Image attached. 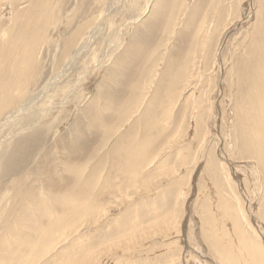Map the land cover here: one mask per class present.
<instances>
[{
  "label": "bare ground",
  "instance_id": "6f19581e",
  "mask_svg": "<svg viewBox=\"0 0 264 264\" xmlns=\"http://www.w3.org/2000/svg\"><path fill=\"white\" fill-rule=\"evenodd\" d=\"M12 1L9 0V2L11 3ZM27 1L29 2L30 5L31 4L32 5L31 6L29 5L30 7L27 6L23 8H17L12 18L10 17L9 19L10 24H8V26L5 29L2 28L0 30V33L2 32L0 34V117H2V120H0V183L3 184L2 186L8 183L7 185L12 186L13 188V194L8 195L7 197L4 196L5 199L7 201H9L10 198L16 200L15 206L12 205L5 206L3 204H0V230H1L0 232H7V229H10L9 227L11 226V224L10 226L9 224H6L5 215L7 213L9 214L11 212H14V210L20 211L19 212L20 214L18 213L19 216H15V215H14L15 217L13 216V219H15L16 223L12 222L14 223L13 229L15 232L12 231L11 232L16 234V237L12 236L14 237V239L9 241L6 240L7 242H5L4 240H0V244L4 243L3 245H6V248H0V264H13L12 259L16 260V264H37L39 261L40 262L42 261L41 259L45 258L50 253H53L54 250L56 251V248L57 247L59 248L62 245V243L68 242L67 239H69V236L71 234H75V231L77 230L76 229L77 226H75L77 224L76 222H79V220L81 221L83 218L84 219L86 218L85 221L92 220L93 222V219L102 216L101 214L103 213L107 214V212H105L106 210L105 207L103 208L102 206H98V205H97L98 207H96L92 204L93 202L92 197L94 194H96L97 192H99L100 194L104 193L101 187L106 188L105 195L112 193V197L115 198V200L118 198L124 199V197H127L128 195L130 198L131 196L130 194H128L129 190H131V192L132 190H136L140 184L144 187L147 186L149 183V179L151 178L155 179L159 176H164V177L170 176L175 173L177 167H174V165H171L169 163V161L167 160L169 158L161 159L160 157L159 160L160 159L161 160L158 163H156V158L158 152H160L159 150L165 147L166 145H168L166 143L172 141L170 139L173 138L174 140L176 138V135L179 136V134H183V136L186 135L185 132H187V128L189 126H188V121L186 124L184 123V121L187 120V119L185 120L187 113L192 112V110H194L193 108L195 106L193 107V105L191 104L192 103L191 98L195 90L192 91V93L186 95L185 98L183 97L184 99L182 101L181 114L179 116L178 122L175 124H174V117H175L174 111L176 109L175 107L179 98L182 96V92H184L183 90L186 89L188 86H190L188 85V81H187L190 75L189 70L196 65L195 60H198V58L201 57L200 54H197L198 52L199 53L201 52L202 56L205 55L203 56L204 58L206 56L212 55L213 49L215 47L214 46L215 42L216 43L218 42L219 36L223 32V28H224L223 26L227 24L225 19L229 17L228 20H231L230 17L235 16V11L238 10L237 9L238 7H236V3H238V1L235 2L236 0H231L232 2L229 1L230 7H226L224 0H216L213 4L214 6L211 8L212 12L210 19L209 18L206 19L205 17L202 16L200 20L199 16H196L197 14L195 13H198L199 10V13L203 14L204 12L202 13V11H204L206 7L209 6L207 5L204 8V6L208 4V0L205 1L202 0L203 1L201 3L202 6L200 4L193 5L194 10L192 11V14L187 15L185 19L183 18L184 16L182 17V15L185 14L183 12L187 0H73L71 1V3L69 2L70 5L68 7H67V3L65 2V4L61 9L60 15L58 16L59 22L56 23L54 27L51 28L56 18V15H53L52 12L58 6L59 0H27ZM110 2H113V4L111 5ZM2 5L3 4H0V7ZM118 10L123 14V21H122L124 22L123 25L120 24L121 23L120 21L117 22V19H115V15ZM221 14H225L227 16L221 17ZM183 21L184 24H186L187 27H189V29L193 28L192 34L194 35L195 38L199 36L198 39H195L192 42V44H197L196 46L199 48L194 55V52L192 53V48H191L192 46H191L188 49V51H186L187 56L183 58L182 62L180 61L181 63H177L176 65H174L173 63L171 65L169 62L170 59L171 60L175 59L173 55L167 58L166 61L169 60L168 61L169 69L166 70V74H168V77L163 82V88H162V90L165 92V96L160 97L161 96L160 93H159L160 96L157 93L152 96L154 92L153 93L150 92L151 98L149 97V99H147V96L149 95V91L153 88L154 85L156 86L155 78L157 79L158 77L159 79V76L157 74L158 63H156L158 58L156 59L151 57L152 60L150 59V56H152L155 52H157L158 49H151L150 50L151 53L148 55L147 48L140 49L141 48L139 46L140 43H138L137 41H132L133 40L132 39L130 40L132 42L128 41L127 43H125L124 38L127 35L124 36V33L129 32V30L131 29L132 31L131 35L134 33L136 34L138 33V27H141L143 25V27L147 30V27H149L150 24L151 27H155L156 30L161 31V33L164 35L173 34L172 32V30L174 29L173 26ZM213 21H215V24L209 29L210 24ZM46 27L52 29V31L48 33ZM62 29L65 30V33L63 34L64 36L61 37L55 35L57 34L55 33L56 31ZM1 35L3 36V38L1 37ZM58 37L60 41L56 40ZM245 40H247L245 45L247 50H245L244 57L241 60L239 59L240 60L239 64L241 65L239 66L238 64L239 66L238 69L233 68V71L235 70L237 71L236 72L237 73L236 78L238 79L237 84H239L238 87L241 88V90L239 91L240 93L238 97L239 100H237L236 106L240 109L237 110L239 112L238 116L249 118V122L253 124V129H252L253 133L252 134H250V132L245 133L244 132L245 129L243 130V127L245 126V121H241V123L239 124L240 129L242 130L240 134L241 137L240 140L243 139V144H244L243 147L246 149V151H248L247 153L250 156L256 157L257 165L258 166L260 165V167L263 166L264 168V3L259 6L256 13V21L252 25V30L251 32L248 31L245 34V36L242 39V43H244ZM161 45L163 44H159V46ZM43 47L45 48L46 52L47 51L49 52L50 51L49 49H53L52 50L53 57L50 56L52 57L51 59L52 62L51 63L49 62L50 64H48V66L43 62L44 56L41 58L39 57V52ZM122 47L125 48L123 49ZM209 47L211 49H209ZM133 52L136 53V54L134 53L135 56L138 53L140 59L142 58L141 61L144 60L143 64H145L144 67H146L145 68L146 70L143 69L141 71L142 72L145 71L143 72L145 73V75L144 78L140 79L139 81L133 82L131 89L132 92L129 95V99L126 100L122 106L115 109L113 108V104L115 103L114 97H112V95H108L109 87H107V91L106 90L104 91V87L106 84H108L109 81L111 82V78L114 76L116 72L118 73V72H122V70L124 71V69L126 68L125 67L126 61L129 60L130 62L131 60L128 56ZM167 52L168 50L165 53ZM208 52L210 55L208 54ZM178 54L180 55V51ZM88 55L90 56V59L86 60L84 63H82V65L84 67L91 65L93 57H96L97 59L95 63L96 67L95 68L93 67V69L100 68L101 70L102 68L103 74L101 78L102 79L101 83H98V87L96 91V96L98 97L96 98L94 96L89 101L84 103L86 106L85 109L80 108V111L82 112L81 114L83 115L81 121L83 125L85 124V129L88 130L89 127H96V128L98 127L102 129L101 131L103 132V135H105L104 138L110 139L114 134H116L119 131V129H121L124 126L125 123L129 122V120H131L132 116L135 114L137 115V118H142L144 125L142 124L143 125L142 128L141 125L140 126L138 125V123L140 122L133 121L137 126L132 125L130 129H132V127H135L136 130L134 133L126 134V132H124L122 135L118 134L117 136L118 138H116L115 140L116 143L115 145H113L114 155L116 156L114 159L116 161V165H114L115 170L114 169L113 170L117 171V174L114 175V179H112L113 183L112 182L109 183L110 178L103 177L102 176L103 173H101L100 169H98L97 167L88 170V167L86 166L87 164L85 163L81 166L80 165L73 166L70 164L65 166L64 171H68L69 174H71V179L67 183L66 180L69 179L67 178L64 181L65 183H63L62 181V185H60V183L57 184L56 179L53 180L54 175L53 173H51L52 169L51 168L47 169V165L45 167V163L47 164L48 161L50 162V160L48 159L47 152L56 149L60 141L61 140L64 141L66 139L64 138V136L62 139V136L60 134L61 130L58 128L60 126L59 123H56L55 125L50 123L51 125H48L45 124L44 122H46V120L49 119L48 116L51 114L52 116H54L52 119L53 122L58 120L55 114L58 115L60 112H62L61 108L64 106L65 103H67L68 97L72 96L76 90L80 91L81 94H85V89L83 88V86L85 87V83L87 81V78L89 77L88 75H90V73L94 70L86 69L84 70V72L78 73L77 72L78 68H76V65L78 64L79 61L84 60V57ZM163 55L165 56V54ZM175 57L177 58V55ZM168 62H166V64ZM69 73L74 75L68 77L66 74ZM234 75L235 73L233 74V76ZM118 77H120V75H118ZM200 77L202 78V82L203 80L205 81L208 79L209 81L212 80L210 75L209 76L201 75ZM112 80L114 81L113 78ZM234 85L235 84H233V87L236 86ZM38 88L41 89L40 93L35 96V90ZM235 88L238 90L237 87ZM201 92L199 94H201ZM46 95H49L46 98L47 105L42 106L41 108L38 105L32 106L34 103L39 102L42 98H45ZM196 95L195 97L198 98ZM201 95L203 96V94ZM114 96H117V94H115ZM74 99L78 100V98H74ZM118 100H120V98ZM204 101H205V97L203 99L202 97H200V99L198 100L199 104H197L199 105L197 107L198 108L200 107L201 109L200 112L201 122H204V114L206 113L205 110L206 105L203 104ZM90 106L95 107L94 113H90V109H89ZM106 109L112 110L114 113L118 114L117 117L118 122L116 121L117 123L113 125H107L106 122H103L105 121L104 120L105 117H102L101 114L104 111H106ZM198 111L196 112L198 113ZM231 116L233 115L231 114ZM101 117H102V121H101L102 124H97V122L100 121ZM228 118L229 116L227 115V119ZM228 121L230 124L231 123L235 124V122H232L231 120ZM236 122L239 123L238 121ZM140 127L141 130H143L142 132L141 130L139 131ZM226 129L228 128L226 127ZM71 130L73 131L71 132L76 135V136L74 135L75 137H73L74 138L73 143L72 144L63 143L64 144L63 146H59L60 148L65 149L64 153L67 154L68 159H66L67 158L66 156L64 159L68 161L72 157L74 158V156L75 157L80 156L81 154L79 155V152L82 153L84 145L86 146V144L88 143V140H86L87 138L85 139L83 137L84 135L83 136L81 135V131L78 128L77 130L71 128ZM165 132L168 133L167 137L165 136L166 137L165 141H163L161 146L155 148L154 145L156 144L154 143V141L157 138H160L162 133L166 134ZM187 135L190 138L193 137V136L191 137L189 134ZM187 135L180 142L182 141L187 142L188 140L186 138ZM82 139H84V142L82 141L84 145L81 143ZM50 140H52L51 141L52 143H49ZM158 142H160V140ZM229 144L231 145V142ZM237 146L238 144L236 145V149ZM178 149H179L178 151L175 149L177 151V155L182 154L183 149L180 150V146L178 147ZM180 151H182V153ZM185 152L186 154H188L187 153L188 151ZM235 153L236 152L234 151L233 154ZM189 156L190 154L186 156L187 159ZM210 157L212 159V156ZM69 162H73V161H69ZM152 165L153 167L150 171V167ZM208 165L210 166V164ZM185 166H187V164ZM177 176H179V174ZM172 177L171 179H173ZM262 177H263L262 180H264L263 175ZM167 178L165 180H167ZM180 178L183 177L181 176ZM184 179L186 180L187 178H183V180ZM173 181L174 180H172V183ZM35 182H39L37 186L41 184L43 187L41 186L35 187ZM169 182H171V180ZM228 182L230 183L231 181H227V183ZM107 184L110 185L105 186ZM159 184L161 186L160 182ZM226 190L221 189V192L219 193L220 197H218V195L216 194L218 198L216 208L219 209L218 211H220L219 214L222 217L221 218L222 221L219 219L220 221L217 222L219 217L216 218L217 217L216 214L214 215L211 213L209 198H205V197H204L205 198L204 203L203 204L200 203V205L202 204L201 206L202 217L200 218V215L199 217L197 215L198 219L199 218L203 219V221L201 222L203 227L201 226L202 227L201 229L203 231L202 233L203 236H205L204 238L208 239L212 247H214V252H213L214 256L211 254L213 256L212 262L216 261V264H264V244L256 233L254 232L252 233L251 232L252 230L250 231L248 219L246 217L242 205L240 204L241 202L238 199L239 194L237 192L236 193L238 195L235 194L234 193L235 191L232 188L229 189L231 190V192ZM143 199L145 200L146 198ZM54 202L59 205L61 209L60 212L58 211L59 210L58 208H55L54 205L52 206ZM147 203L148 202L144 203L143 206H145V204ZM171 203L173 202H170V204ZM134 205L130 204L131 207H133ZM131 209L132 208H130V210ZM140 211L141 212L133 211L131 213L130 217H128L127 219V222L130 224H128L127 222H122L123 221L122 219H120L122 220L120 223L115 222L114 226L116 228V231H110L112 232V233L109 232L110 236L107 235L104 237V238H108V237H112V238L103 240L101 244L102 246L99 251H106L108 249L111 250L112 247H116V245L122 243V241L123 243H127L130 242L132 239H134V237L139 233V230L143 229L142 228L143 226L141 224L142 223L141 219H144L145 217H143L142 214L147 216L146 221L148 222V224L146 223L147 225L146 224L145 225L146 228H150V229L153 227L159 228L161 226H164V228L165 227L169 228L170 226L168 225L166 226L167 222L172 220V218H175L176 215L174 213L176 211L173 212V210H169L167 212L164 211L165 213H163L162 208L160 206L159 207L156 206L153 209L147 208V210L144 211L140 210ZM120 213L123 214V212ZM25 216H28L29 218L28 217L27 218L30 221L26 222L25 220L24 222ZM42 216L48 218L47 221L48 223L45 225H43L40 222V218ZM224 218L230 219L231 228L222 225ZM45 219L43 220L46 221ZM176 220L174 219L173 221ZM225 222L226 221L224 220V223ZM172 223L171 221L169 222L170 225ZM26 227L28 229L30 228L31 232H33V237L29 241L22 240V236H21V234L24 233ZM69 228L70 230H67ZM64 229L66 232L64 231ZM201 229L199 230V233ZM151 230L153 232V229ZM161 231H164V229H162ZM96 232L95 233L97 235L98 231ZM146 232L148 233V231H145L144 233ZM159 232L158 235L159 234L161 235V232L160 233ZM168 232H166V234H168ZM144 233H142V236ZM154 234L155 231L153 232V235ZM3 235H5V233ZM146 236L147 235H145V237ZM171 236L172 235H170V238ZM193 236L194 235H192V237ZM77 238H79L82 244L87 243L83 238H81V234L77 236ZM139 238L140 237H138V239ZM143 240L145 242V239ZM73 245L74 243L72 244V246ZM123 245L122 247H124ZM21 246H24V248L27 250L22 251L23 248H21ZM118 246L121 248L120 244ZM62 247L65 248L64 245ZM62 247L60 250H62ZM126 248L128 247L126 246ZM135 248L137 247L135 246ZM3 249L5 251L4 253H2ZM211 249L208 250V252L211 251ZM176 250L177 252L179 251L177 248ZM18 251H20L19 255L10 256V258L8 259L10 260V262H6L4 260V256L6 254L12 255L13 253ZM99 251L98 249L93 250L92 248L89 247L86 250L83 249V252L81 254L76 253L73 255V258L70 257L71 259L67 261H62L60 264H90L91 262H93L91 260H93L94 257L98 255ZM159 252L160 251H158V253ZM179 255H180L179 253L171 252L165 261L160 263L155 262V263H147V264H178ZM99 257L97 259H99ZM63 258L64 255L62 259ZM103 259L100 260L103 261Z\"/></svg>",
  "mask_w": 264,
  "mask_h": 264
},
{
  "label": "rangeland",
  "instance_id": "374dc122",
  "mask_svg": "<svg viewBox=\"0 0 264 264\" xmlns=\"http://www.w3.org/2000/svg\"><path fill=\"white\" fill-rule=\"evenodd\" d=\"M10 1H12V0H10ZM71 1H73V0H59L58 6L52 12L53 15H56V18H55V21H54L53 25L51 26V28L54 27V25L59 22L58 16L60 15L61 9H62L63 5L65 4V2L67 3V7H68L70 5ZM203 1H205V0H203ZM203 1L200 0V3H199V0H187L185 3V5L187 7L185 6L184 12H183L185 14L182 15V17L184 16L183 18L185 19L187 15H191L192 11L194 10L193 5H195V4L199 5L200 4L202 6L201 3ZM215 1L216 0H208V4H206L204 6V8L207 5H209V6H207L206 9L204 11H202V13L203 12L204 13L200 14L199 10H198V13H195V14H197L196 16H199L200 20H201L202 16L205 17L206 19H208V18L210 19L211 12H212L211 8L214 6L213 4ZM229 1L232 2L231 0H224L226 7H230ZM237 1H238V3H236V7H238L237 8L238 10L235 11L236 17L235 16L230 17L231 20H228L229 17H227V19H225L227 24H225L223 26L224 27L223 32L219 36L218 42L217 43L215 42V45H214L215 47L213 49L212 55H210L208 52V54L210 56H206L204 58L203 56H205V55L202 56L201 52L197 53V54H200L201 57H199L198 60H195L196 65L189 70L190 71L189 74L192 75V76L189 75V78L187 80L188 85H190V86L187 85L188 87L183 90L184 92H182V96L179 98V100L176 104V107H175L176 109L174 111V115H175L174 124L178 122L179 116L181 114V107H182L183 99L185 98L186 95L192 93V91L195 90V92H193V95L191 98V102H192L191 104L193 105V107L195 106L193 108L194 110H192V112L187 113L188 116L186 115V118H185V120L186 119L187 120L184 121L185 124L188 121V126H189L187 128L188 133L185 132L186 135L189 134L191 137L192 136L193 137L190 138L187 135V137H186L188 139L187 142L186 141L180 142L186 135H184V136H183V134H179V136L176 135V138H175L176 142H175V139L174 140H173V138L170 139L174 142L169 141L168 143H166L168 145L161 148L159 150L160 152H158V154H157L156 163H158L161 159L169 158V159H167L169 161V163L171 165H174V167H177V170L175 171L176 174L174 173L173 174L174 176L170 175L171 177L173 176L172 177L173 179H171L170 176H165V177L159 176L155 179L151 178V179H149L148 185L146 184L147 185V186H145L146 188L140 184L136 190H132V192H131V190H129L128 194H130V196H131L130 198L128 195L127 197H124V199H120V198L116 199L117 201L115 200V198L112 197V193L106 194L107 195L106 196L105 195L106 188L101 187L102 190L104 191V193L100 194L99 192H97L96 194H94L92 197V201H93L92 204L96 207H98V206H102L103 208L105 207V209L107 210V211L105 210V212H107V214L106 213H103L104 215L101 214L102 216L96 217L95 219H93V222H92V220H89L90 222L85 221L86 218L85 219L83 218L81 221L79 220V222H76L77 224L75 223L76 224L75 226H77V228H76L77 230L79 229L78 230L79 233L77 232V230L76 231L74 230L75 234H71L69 236V239H67L68 242H65L66 244L62 243V245L59 248L58 247L56 248V251L54 250L53 253H50L45 258L41 259L42 261L41 262L39 261L37 264H39V263L40 264H50V263L51 264H60L62 261H67V260L71 259L70 257L73 258V255L76 253L81 254L83 252V249L86 250L89 247L92 248L93 250L98 249V251H99L101 246H102L101 245L102 241L105 239L112 238V237H108V238H104V237L107 235L110 236V234H109L110 231H116V228L114 226L115 222L120 223L122 220H123L122 222H127L128 217H130V215L133 211L141 212L140 210L144 211V210H147V208L153 209L156 206L157 207L160 206L162 208L163 213H165L169 210H173V212L176 211V212H174L176 214L175 218H172V220H170L171 223L173 222L172 223L173 225L172 224L170 225L169 224L170 221H168L166 226L167 225L170 226L169 228L168 227L164 228V226H161L159 228L153 227V228H151V229H153V232L155 231V234L153 235L152 230L150 228H146V225L148 224V222L146 221L147 216L142 214V216L145 217L144 219H141V222H142L141 224L143 226L142 227L143 229L139 230V233L136 235L137 237L136 236L134 237V239L136 241L134 239H132L130 242H127V243H123V241H122V243H119L121 248L118 246L119 245L118 244V245H116V247H112L111 250L108 249L106 251H99V253L97 255L98 257L100 256L99 259H97L98 257L95 256L94 259L91 260L95 263H93V262H91V263L92 264H96V263L97 264H141V263L147 264V263H155V262L160 263V262L165 261L171 252H174V253L180 254L179 259H178L179 260L178 264H208V263L216 264V261L212 262V260H213L212 257L214 256L213 255L214 254L213 253L214 247H212L210 241L208 239L204 238L205 236H203V234H202L203 231L201 228L203 226H202L201 222L203 221V219H200L202 217L201 206L204 203L205 198H209L211 213L214 215L216 214V216H217L216 218L219 217L217 222H219L220 220L222 221V219H221L222 217L219 214L220 211H218L219 209L216 208V205L218 202L217 195H218V197H220L219 193L221 192V189L226 190L227 188L228 189L226 191L231 192V190H229V189L232 188V189H234L235 194H237V193L239 194V195L237 194L239 197L238 199L241 202L240 204L242 205L244 212L246 214V217L248 219L250 231L252 230L251 231L252 233L253 232L256 233L260 237V239L262 240V242L264 244V206H263L264 205V199H263V196H264L263 195L264 180H262L263 179L262 175L264 176V173H263L264 168H263V166L260 167V165L259 166L257 165L256 157L250 156L247 153L248 151H246V149L243 147L244 146L243 139L240 140V138H241L240 134H241L242 130L240 129L239 124L241 123V121H245V126L243 127V130L245 129L244 130L245 133H249V132H250V134L253 133L252 132L253 124L249 122V118L238 116L239 112L237 110H240V109L236 106V104H237V100H239L238 97L240 95L239 91L241 90V88H239L238 87L239 84H237V80H238L236 78V76H237L236 72L237 71L236 70L233 71V68L238 69L239 66L241 65V64H239V61L244 57L245 50H247L245 47L247 40H245V42L242 43V39L248 31L251 32L252 25L256 21L257 10H258L259 6L264 3V0H236L235 2H237ZM0 4L4 5V6L2 5L0 7V30L2 28L5 29L8 26V24H10L9 19H10V17L12 18L13 14L17 10V8H23V7H27L30 5L27 0H24V1L23 0H13L12 3L9 2V0H0ZM110 4L112 5L113 2H110ZM8 11H9V13H8ZM198 14H200V15H198ZM225 16H227V15L221 14V17H225ZM115 19H117V22L120 21L121 22L120 24H122V25L124 24V22H122L123 21V14L119 10L117 11V13L115 15ZM196 19H197V17H196ZM212 23L210 24L209 29L215 24V21H213ZM120 24H118V25H120ZM122 25H120V26H122ZM173 27H174V29L172 30L173 34H166V35L162 34L161 31L156 30L155 27H151L150 24H149V27H147V30L143 27V25L141 27H138V33H136V34L134 33L131 35V32H132L131 29L129 30V32L124 33V36L127 35L124 38L125 43H127L128 41L129 42L137 41L138 43H140V45H139L141 47L140 49H146L147 48V54L148 55L151 53V51H150L151 49H158L157 52H155L153 55L151 54L152 56H150V59H151V57L156 58V59L158 58L156 63H158V67H157L158 73L157 74L159 76V79H158V77H157V79L155 78L156 86L158 88L154 85L152 89L155 91H153L151 89L149 91L150 96L148 95L147 99H149V97L151 98V93H153V92L154 93L152 94V96L155 95L156 93L158 95L160 93V95H161V96L159 95L160 97L165 96V92L162 90V88H163V82L168 77V74H166V70L169 69V62L171 65H172V63L174 65H176L177 63H181L183 61V58L185 56H187L186 51H188V49L191 46H192L191 47L192 53L194 52V55L199 48L196 46L197 44H192V42L195 39L199 38V36L195 38L194 35L192 34L193 28L189 29V27H187V25L184 24V21L180 22L179 24H177ZM148 29H150V30H148ZM46 30H48V33H50V31H52V29L47 28V27H46ZM55 33H57L55 35L62 37V36H64L63 34L65 33V30L62 29V30L56 31ZM126 33H128V34H126ZM1 37L3 38L2 35H1ZM129 37H130V39H129ZM47 39H48V37H47ZM56 40H59V37ZM56 40H55V42H56ZM130 40H132V41H130ZM159 44H163V45L159 46ZM209 49H211V48L209 47ZM49 50L51 52L50 51L46 52L45 48L43 47L39 52V57L41 58L44 56L43 62L45 64H47V66H48V64H50L52 62L51 59L53 57L52 56V54H53L52 50L53 49H49ZM167 50H168V52L165 53ZM179 51H180V55L178 54ZM134 53L135 52H133L132 54H130L128 56L131 60H130V62H129V60H127L128 63L126 61L125 67L127 69L123 68L124 69V71L122 70L123 73L122 72H118V73L114 72L115 74L112 73V74H114V76L112 77L114 79V81L111 78V82L109 81L108 84L105 85L106 88L104 87V91L105 90L107 91V87H109V90H108L109 94L108 95H112V97H114L115 103L113 104V108H115V109L122 106L124 104V102L129 99V95L132 92L131 89H132L133 82H137L140 79L144 78L145 73H143V72H145V71H143V72L141 71V70L146 68V67H144L145 64H143L144 60L141 61L142 58L140 59V57L138 56V53L136 56H135L136 53L135 54ZM163 54H165V56ZM172 55L174 56L175 59H173V60L170 59V61L169 60L166 61V59ZM176 55H177V58L175 57ZM50 56H52V57H50ZM89 59H90L89 55L85 56L84 60L79 61L78 64L76 65V68H78L77 69L78 73L84 72V70H86V69L94 70L90 73V75H88L89 77L87 78V81L85 83V87L83 86V88L85 89V94H81L80 91L76 90L72 96L68 97L67 103H65L64 106L61 108L62 112L59 113L60 115L55 114V116L58 118V120L53 122L52 119L54 116H52V114H51L48 116L49 119L46 120V122H44L45 124H48V125H51L50 123H52L54 125L56 123H59L60 126L58 128L61 130L60 134L62 136V139H63V136L66 139L64 141L61 140L56 149H54L53 151L50 150L51 153H50V151L47 152L48 159L50 160V162L48 161L47 164L45 163V167L47 165V169H50V168L52 169L51 173H53V175H54L53 180L56 179L57 184L60 183V185H62V181H63V183H65L64 181L67 178H69L66 180L67 183L71 179V174H69L68 171H64L65 166H67L69 164L73 165V166L74 165H80L81 166L85 163L87 164L86 166L88 167V170H91V169L97 167L98 169H100L101 173H103L102 176L110 178L109 183H111V182L113 183L112 179H114V175L117 174V171H114L115 170L114 165H116V161L114 159L116 156L114 155L113 145H115V143H116L115 140H116V138H118L117 137L118 134L122 135L124 132H126V134L134 133L136 128L132 127L133 130L130 128L132 125H136L134 123L136 121L140 122V123H138L139 126L141 125V127H142L144 125L142 118H137V115L135 114L136 117H135V115H133L135 118L132 116V119L129 120V122L125 123L121 129H119L120 132L118 131L110 139H105L104 138L105 135H103V132L101 131L102 129H100L98 127L97 128L96 127H89L88 130L85 129V124L83 125L82 121H81L83 118L82 117L83 115L81 114L82 112L80 111V108L85 109L86 106L84 103L89 101L94 96L96 98L98 97V96H96V91H97L98 83H101V80H102L101 78H102V74H103L102 68H101V70H100V68L99 69H93V67L94 68L96 67V64H95L97 61L96 57H93L91 65H89L87 67H84L82 65V63H84L86 60H89ZM137 60H138V62H137ZM166 62H168V63L166 64ZM161 63H164V64H161ZM201 63H202V65H201ZM130 64H132V65H130ZM238 64H239V66H238ZM161 65H163L164 67ZM141 67H143V68H141ZM138 71H140V72H138ZM234 73H235V75L233 76ZM66 75L68 77H71L74 74L69 73ZM118 75H120L121 78L118 77ZM201 75H207V76L210 75L212 80L209 81V79H208L206 81L203 80V82H202V78L200 77ZM232 77H234V78H232ZM162 78H164V79H162ZM194 78H196V79H194ZM230 78H232V79H230ZM129 80H130V83H129ZM115 81H116V83H115ZM198 81H200V82H198ZM157 82H158V84H157ZM233 82H236V83H233ZM113 84H114V86H113ZM233 84L236 85V86L235 85L234 86L237 87L238 90L235 87H233ZM200 86H202V87H200ZM193 87H194V89H193ZM40 90L41 89H39V88L35 90V96L40 93ZM201 91H203V92H201ZM200 92H201V94H203V96L201 94H199ZM196 93H197V95H196ZM113 94L114 95L117 94V96H114ZM234 94H236L237 96ZM195 95L198 98H196ZM48 96L49 95H46L45 98H42L39 102L34 103L32 106L38 105L41 108L42 106L47 105L46 98ZM200 97H202V99L205 97V101L203 103L206 105V107H205L206 113L204 114V122H201V119H200L201 109H200V107L199 108L197 107V106H199L197 104H199L198 100L200 99ZM74 98H78V100H75ZM119 98H120V100H118ZM195 98H196V100H195ZM196 102H198V103H196ZM231 102L233 103V105ZM178 108H180V109H178ZM234 108H235V110H234ZM89 109H90V113L95 112L94 106H90ZM208 109H210V110H208ZM195 110L196 111L199 110L198 113ZM106 111H104L101 114L102 117H105L104 118L105 121H103V122H106L107 125H113V124L117 123L118 122L117 121L118 114L114 113L112 110H109V109H106ZM229 111H231L232 113ZM234 111H236V112H234ZM233 112H234V114H233ZM231 114L234 117L231 116ZM227 115L229 116L228 119H227ZM102 117H101L100 121L97 122V124H102V122H101ZM235 118H236V120H235ZM196 119H199V120H196ZM0 120H2V117H0ZM195 120H196V122H195ZM228 120L235 122V124L234 123L230 124ZM236 121H238L239 123H237ZM227 122H228V124H227ZM227 125H230V126H227ZM199 126H200V128H202V126H203V128L200 129ZM141 127L139 128V131L141 130ZM195 127L197 128V130ZM226 127L228 129H226ZM231 127H232V129H231ZM71 128L76 129V130L78 128L81 131V135L82 136L84 135L83 137L85 139L87 138L86 140H88V143L86 144V146L83 144L84 139L81 140V143L84 145L82 153L79 152V155L80 154L81 155L76 156L78 159L75 156H74V158L73 157L71 159L69 158L70 159L69 161H73V162H69L68 160H66V159H68V157H67V154L64 153L65 149H62L59 147V146H63L64 145L63 143H71V144L73 143V139H74L73 137H75L76 135L74 133H72L73 131L71 130ZM229 130H230V132H229ZM142 131L143 130H141V132ZM238 131H239V133H238ZM70 132L72 135L70 134ZM165 133L166 134H164V133L161 134V136H162V137L160 136L161 139L157 138L158 140L156 139L154 141V143L156 144V145H154L155 148L161 146L163 141H165L167 134H168L167 132H165ZM90 134L92 137L90 136ZM78 135H80V134H78ZM67 136H68V138H67ZM226 139H227V142H226ZM159 140H160V142H158ZM51 141L52 140H50L49 143H52ZM177 141H178V143H177ZM156 142H158V143H156ZM230 142H231V145L229 144ZM237 144H238V146L236 149ZM179 146H180V150L183 149L182 150L183 153H182V151H180L182 154H178L180 157L177 155V151L179 150L178 149ZM167 150H169V151H167ZM171 150H173V151H171ZM185 151H188L187 153L190 154L188 159L186 157V156H188V154H186ZM234 151L236 152L235 154H233ZM59 155H60V157H59ZM61 156H62V158H61ZM65 156L67 157L66 159H64ZM210 156H212V159ZM160 157H161V159L159 160ZM179 158H181V159H179ZM187 160H188V162H187ZM101 164H103V165H101ZM186 164H187V166H185ZM208 164H210V166ZM178 166H180V167H178ZM152 167H153V165L150 167V171H151ZM259 167H260V169H259ZM179 168H180V170H179ZM224 168H225V170H224ZM185 173H187V174H185ZM178 174H179V176H177ZM180 174L183 178H187V179L183 180V178H180L181 177ZM185 175H187L188 177ZM143 176H146V175H143ZM57 178H58V181H57ZM166 178L168 181L165 180ZM210 178H212L214 181ZM176 179H177V181H176ZM170 180H171V182H169ZM172 180H174L173 181L174 184L172 183ZM207 180L211 181V182H208ZM227 181H231V182L227 183ZM159 182L161 183V186H160ZM182 182L183 183L185 182V183L183 184ZM38 183L39 182H35V187H40V186L43 187L41 184H39V186H37ZM7 184L8 183H6V184H4V186H2L3 184L0 183V201H1L0 204H3L5 206H7V205L8 206L9 205L15 206V203H16L15 199L10 198L9 201H7L5 199V197H7L8 195L13 194L12 186L7 185ZM109 185L110 184H107L105 186H109ZM155 185L156 186L158 185V186L156 187ZM140 186H142V187H140ZM181 189H182V191H181ZM175 190H177V191H175ZM135 191H137V192H135ZM163 191H164V193H163ZM179 193H180V195H179ZM150 196H152V197H150ZM198 196L200 197V199ZM143 198H146L147 200L146 199L144 200ZM180 198H181V200H180ZM121 200L124 202H122ZM126 200H129V201H126ZM139 201H141V202H139ZM129 202H130V204H132V205L135 204V205L133 207H131ZM146 202H148V203L145 204V206H143L144 203H146ZM170 202H173V203L170 204ZM200 203H202V204L200 205ZM139 204H140V206H139ZM53 205L55 208L59 209L58 210L59 212L61 211L58 204H56L54 202L52 204V206ZM127 207L128 208L130 207L132 209L130 210V208L128 209ZM174 207H176V208H174ZM19 212L20 211H18V210H16V211L14 210V212H11L9 214L7 213L5 215L6 216V224H9V226L11 224V226L9 227L10 229H7V232H0V240H4L5 242H7L9 240L14 239V237H16V234L12 233V232H15L13 229L14 223H12V222H15V219H13V216L14 215L19 216V214H20ZM120 212H123V214ZM127 212L130 214H128ZM110 214H112V215H110ZM197 215H198V217L200 215L199 219L201 221L198 219ZM218 215H220V216H218ZM119 216H121V217H119ZM27 217L28 216H25L24 222H25V220H26V222L30 221L28 219L29 217L28 218ZM42 217L40 218V222L43 225L47 224L48 218H46V217L42 218ZM97 218H98V220H97ZM108 218L111 220H109ZM43 219H45L46 221H44ZM120 219H122V220H120ZM174 219L175 220L177 219V220L173 221ZM107 220H109V221H107ZM224 220L226 221L225 223H224ZM96 221H99V222H96ZM200 223H201V225H200ZM128 224H130V223H128ZM85 225H86V227H85ZM222 225L223 226L225 225L226 227L231 228L230 219L224 218ZM79 226H81V227H79ZM189 227H190V230H189ZM162 229H164V231H161ZM200 229H201V231L199 233ZM67 230H70V228ZM143 230H144V232L148 231V233L147 232L144 233ZM64 231H65V229H64ZM80 231H82V232H80ZM96 231H98L97 235H96V233H97ZM159 231L161 232V235L160 234L158 235ZM165 231L168 232V234H166ZM175 231H176V233H175ZM189 231L191 234L189 233ZM107 232H108V234H107ZM162 232L165 234H163ZM4 233H5V235H3ZM19 233H20V231H19ZM76 233H78L79 235L81 234V238H83L87 243L82 244L80 242L79 238H77V236H79V235ZM110 233H112V232H110ZM142 233H144L147 236L145 237L144 234L142 236ZM150 235H152L153 237ZM170 235H172L171 238H170ZM192 235H194L193 236L194 238L192 237ZM12 236H14V237H12ZM21 236H22V240L29 241L33 237V232H31L30 228L28 229L26 227L24 233H22ZM113 237H115V236H113ZM138 237H140V238L138 239ZM172 237H174L175 239ZM143 239H145V242ZM137 240H138V242H137ZM146 240H147V242H146ZM75 241H76V243H75ZM73 243H74V245L72 246ZM3 244L4 243L0 244V248H6V245H3ZM63 245L65 246V248L62 247ZM122 245L124 247H122ZM195 245L198 247H196ZM126 246L128 248H126ZM135 246L137 248H135ZM61 247H62V250H60ZM21 248H23L22 251L27 250L24 248V246H21ZM124 248H125V250H124ZM176 248L179 250L178 252H177ZM211 248H213V249H211ZM210 249H211V251L208 252V250H210ZM158 251H160V252L158 253ZM4 252L5 251L3 249L2 253H4ZM19 252L20 251L15 252L12 255L6 254L4 256V260L6 262H10V260H8L10 258V256L19 255L20 254ZM112 253H114V254H112ZM116 253H118V254H116ZM119 254H121V255H119ZM63 255H64V258L62 259ZM128 257H129V259H128ZM100 259L101 260L103 259V261H101ZM106 260H107V262H106ZM12 263L16 264V260L12 259Z\"/></svg>",
  "mask_w": 264,
  "mask_h": 264
}]
</instances>
